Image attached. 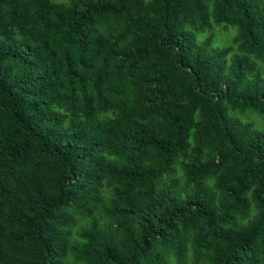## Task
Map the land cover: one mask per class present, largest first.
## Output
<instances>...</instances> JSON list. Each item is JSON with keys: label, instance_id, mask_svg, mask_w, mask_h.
Masks as SVG:
<instances>
[{"label": "trees", "instance_id": "16d2710c", "mask_svg": "<svg viewBox=\"0 0 264 264\" xmlns=\"http://www.w3.org/2000/svg\"><path fill=\"white\" fill-rule=\"evenodd\" d=\"M246 114L264 0H0V264H264Z\"/></svg>", "mask_w": 264, "mask_h": 264}, {"label": "rangeland", "instance_id": "374dc122", "mask_svg": "<svg viewBox=\"0 0 264 264\" xmlns=\"http://www.w3.org/2000/svg\"><path fill=\"white\" fill-rule=\"evenodd\" d=\"M236 33L237 29L235 27L228 26L227 28H222L213 25V28L211 30H206L205 32L198 33L197 40L201 42L210 38L211 48H222L231 43L232 38ZM239 116L243 122L251 123L254 129L261 131L264 135V122L260 117L256 116L255 114H246Z\"/></svg>", "mask_w": 264, "mask_h": 264}]
</instances>
